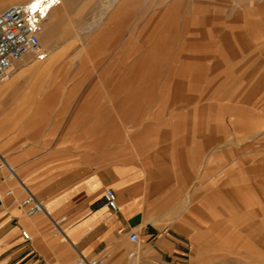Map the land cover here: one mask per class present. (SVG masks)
<instances>
[{"label":"rangeland","instance_id":"obj_1","mask_svg":"<svg viewBox=\"0 0 264 264\" xmlns=\"http://www.w3.org/2000/svg\"><path fill=\"white\" fill-rule=\"evenodd\" d=\"M40 38L47 59L18 73L56 61L23 75L30 101L64 115L47 124L82 161L150 170L175 264H264V0H62Z\"/></svg>","mask_w":264,"mask_h":264},{"label":"crops","instance_id":"obj_2","mask_svg":"<svg viewBox=\"0 0 264 264\" xmlns=\"http://www.w3.org/2000/svg\"><path fill=\"white\" fill-rule=\"evenodd\" d=\"M18 1L33 0H0V14ZM55 61L19 73L17 62L12 80L0 83V161L5 159L17 175L12 179L0 171V264H76L82 256L102 264L184 261L186 243L171 235L169 227L155 226L160 220L148 199L154 180L150 170L133 158L82 161L63 147L54 125L47 124L67 121L64 115L49 113L50 105L39 94L30 101L23 75H50ZM43 95L44 101L55 99L58 89ZM70 120L80 121L81 116ZM261 172L264 175V167ZM107 189L117 194V212L105 207ZM30 193L43 202L45 212L30 215L21 206ZM63 217L62 233L56 235L53 221ZM133 232L145 240L143 247L131 242ZM132 252L135 256L130 257Z\"/></svg>","mask_w":264,"mask_h":264},{"label":"built area","instance_id":"obj_3","mask_svg":"<svg viewBox=\"0 0 264 264\" xmlns=\"http://www.w3.org/2000/svg\"><path fill=\"white\" fill-rule=\"evenodd\" d=\"M55 2L57 0H33L25 4L13 5L0 14V83L9 78L14 64L24 58L32 56L37 61L47 59L48 53L42 47L40 36L47 14L46 5ZM2 170L7 171L9 178L17 177L15 169L3 158L0 161V171ZM104 202L105 207L111 211H119L117 194L113 189L105 191ZM21 206L26 208L30 215L46 211L43 202L37 200L31 193L22 201ZM65 221V217L53 221L56 235L62 233L61 224ZM23 236L26 240L31 239L26 232ZM130 240L132 243H139V233L133 232ZM133 256L135 252L130 255ZM76 264H102V262L82 256Z\"/></svg>","mask_w":264,"mask_h":264},{"label":"bare ground","instance_id":"obj_4","mask_svg":"<svg viewBox=\"0 0 264 264\" xmlns=\"http://www.w3.org/2000/svg\"><path fill=\"white\" fill-rule=\"evenodd\" d=\"M61 1L62 0H57V2H55V3H51V4H48V5H46V7H47V14H46V17H47V15L49 14V13H51L57 6H58V4H60L61 3ZM112 1V0H111ZM112 4V3H111ZM112 7V6H111ZM130 255H131V253H130Z\"/></svg>","mask_w":264,"mask_h":264}]
</instances>
